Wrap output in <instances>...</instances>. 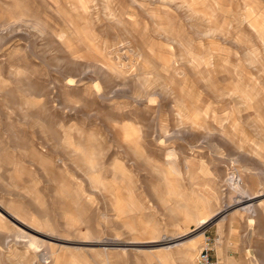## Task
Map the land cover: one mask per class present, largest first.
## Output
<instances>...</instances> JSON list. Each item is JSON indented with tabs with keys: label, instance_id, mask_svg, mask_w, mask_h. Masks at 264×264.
I'll list each match as a JSON object with an SVG mask.
<instances>
[{
	"label": "rangeland",
	"instance_id": "374dc122",
	"mask_svg": "<svg viewBox=\"0 0 264 264\" xmlns=\"http://www.w3.org/2000/svg\"><path fill=\"white\" fill-rule=\"evenodd\" d=\"M251 31L264 0H0V204L69 241L37 258L0 218V264H196L206 245L264 264V204L241 211L264 192ZM211 215L185 246L136 247Z\"/></svg>",
	"mask_w": 264,
	"mask_h": 264
},
{
	"label": "bare ground",
	"instance_id": "6f19581e",
	"mask_svg": "<svg viewBox=\"0 0 264 264\" xmlns=\"http://www.w3.org/2000/svg\"><path fill=\"white\" fill-rule=\"evenodd\" d=\"M106 2V1H105ZM188 2V1H187ZM108 5V4H107ZM188 6V5H187ZM254 6V5H252ZM250 4L247 5V10H249V13L251 14H256L258 13L259 11L257 10V8L255 7H252ZM250 8V9H249ZM261 9V8H260ZM262 10V9H261ZM260 10V11H261ZM195 12V11H194ZM203 13V12H202ZM197 14V13H196ZM198 15V14H197ZM262 15V13H260V16ZM205 16V15H204ZM198 17H200L198 15ZM203 17V16H202ZM207 17V16H206ZM204 17V18H206ZM258 17V16H257ZM259 18V17H258ZM257 18V19H258ZM205 20V19H204ZM206 21V20H205ZM208 21V20H207ZM252 29V28H251ZM157 32V31H156ZM208 33V32H207ZM252 36L251 35H248L246 34L243 38L245 40V42L250 46L248 48V51H247V55H248V58H249V61L248 59H246L248 62H249V65L255 69H258L260 68L261 70L264 69V65H263V59H262V62L259 61L258 59H256V56L254 55V50H255V47H256V44L257 43H260L263 47H264V34H256L254 31L252 32ZM240 39V38H239ZM241 40V39H240ZM255 40V41H254ZM240 42V41H239ZM244 42V43H245ZM148 44V43H146ZM149 46V44H148ZM181 50V49H180ZM183 52V51H182ZM214 53V52H213ZM184 55V54H183ZM186 57V55H185ZM192 57V56H191ZM190 57V58H191ZM189 58V57H187ZM189 58V59H190ZM183 60L185 59L184 57L182 58ZM193 59V58H192ZM191 59V60H192ZM92 60V59H91ZM96 62L93 63V66H96L97 68H100L101 70H105L104 66L97 60H95ZM92 63V62H91ZM152 63V62H151ZM154 65V64H153ZM152 65V66H153ZM150 66V63L148 62H145L141 65H139V70L141 71V74H146V71L147 70L146 68ZM151 66V67H152ZM197 66V65H196ZM138 70V71H139ZM148 71V70H147ZM143 76V75H141ZM146 78V77H145ZM141 79V78H140ZM139 79V81H140ZM144 79V78H142ZM146 81V80H145ZM149 82V81H147ZM142 83V82H141ZM144 83V82H143ZM150 83V82H149ZM235 98H238L240 101H242V103H246L248 101H250L251 99L248 97V96H242V95H239L238 93H235L234 94ZM256 104V103H255ZM236 127V126H235ZM239 127V126H237ZM176 135H179V134H176ZM175 135V136H176ZM167 137L171 140L174 137V135H167ZM169 157L170 158H173L174 157V153L171 152L169 154ZM174 161H170L171 164H173ZM175 164V163H174ZM173 164V165H174ZM262 196H264V192L263 191H258L255 195L254 198L250 199L249 204H244L243 208L241 209V211L243 213H249V214H253V208H260V206H263L264 203H261V201L259 200ZM226 211H231V209H227ZM225 211V212H226ZM233 214V213H231ZM229 216V215H228ZM227 216V217H228ZM212 215L211 216H208V217H200L198 220H197V223H196V229L194 231H184L183 233H181L179 236L177 237H171L169 239L166 240V243H159V242H144V243H138V246H136L137 248H140V249H149V248H152L153 246L155 247H159V246H167L166 249H172L174 247H182V246H185L187 245L188 243H190L192 240V234L195 232V231H200L201 230H204V228L206 227V225H208L212 219ZM0 218L2 219L3 222L5 223H10L11 225H14L18 231L15 232V234L13 235L14 237V244L17 245V244H23L25 245L28 249H31L34 254H35V257L37 258H41V259H46L49 258L50 256H52L53 254H50L47 250H46V243L47 242H52V241H55V242H58V243H61V244H67L69 241L68 240H62V239H58L55 235L53 234H47L46 232L43 233V232H40V228L35 229L36 227H32L31 225H29L28 223L25 222V220H22L17 214L15 213H11L9 211H7V209H5V207H3L1 204H0ZM217 218V217H216ZM218 219V218H217ZM234 217L231 218V221H233ZM214 220V219H213ZM218 221V220H217ZM33 225V224H32ZM40 227V226H39ZM42 229V228H41ZM10 240V238H9ZM5 240V245L4 246H8L9 242ZM112 241V240H111ZM109 243V242H108ZM112 243V242H111ZM110 243V244H111ZM115 243V242H114ZM118 243V241H117ZM60 245V244H59ZM135 245V244H134ZM157 245V246H156ZM93 246V245H92ZM25 247V248H26ZM95 247V246H94ZM9 248V247H8ZM52 258V257H51ZM57 258L55 257L54 258V261H53V264L55 263V260ZM59 262V261H58ZM50 263V262H49ZM48 264V263H47ZM56 264V263H55Z\"/></svg>",
	"mask_w": 264,
	"mask_h": 264
},
{
	"label": "built area",
	"instance_id": "2783aa9c",
	"mask_svg": "<svg viewBox=\"0 0 264 264\" xmlns=\"http://www.w3.org/2000/svg\"><path fill=\"white\" fill-rule=\"evenodd\" d=\"M196 264H211L207 245L198 252Z\"/></svg>",
	"mask_w": 264,
	"mask_h": 264
}]
</instances>
